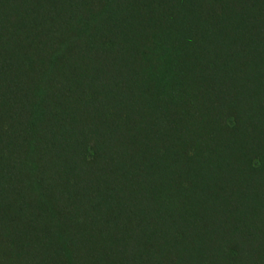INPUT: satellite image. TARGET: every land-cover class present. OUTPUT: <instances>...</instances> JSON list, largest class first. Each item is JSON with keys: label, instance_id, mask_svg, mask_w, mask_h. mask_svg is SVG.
<instances>
[{"label": "trees", "instance_id": "obj_1", "mask_svg": "<svg viewBox=\"0 0 264 264\" xmlns=\"http://www.w3.org/2000/svg\"><path fill=\"white\" fill-rule=\"evenodd\" d=\"M0 264H264V0H0Z\"/></svg>", "mask_w": 264, "mask_h": 264}]
</instances>
